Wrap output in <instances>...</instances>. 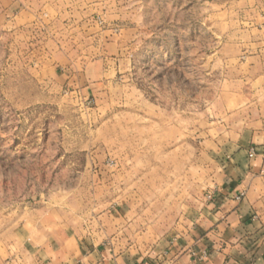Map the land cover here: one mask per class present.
I'll list each match as a JSON object with an SVG mask.
<instances>
[{"label":"rangeland","instance_id":"rangeland-1","mask_svg":"<svg viewBox=\"0 0 264 264\" xmlns=\"http://www.w3.org/2000/svg\"><path fill=\"white\" fill-rule=\"evenodd\" d=\"M19 1L31 16L0 4V264H35L32 236L140 252L187 229L264 90L244 59L264 0Z\"/></svg>","mask_w":264,"mask_h":264},{"label":"crops","instance_id":"crops-1","mask_svg":"<svg viewBox=\"0 0 264 264\" xmlns=\"http://www.w3.org/2000/svg\"><path fill=\"white\" fill-rule=\"evenodd\" d=\"M0 4L15 17L31 16L19 0ZM262 45H249L253 55L244 58L255 68L264 59ZM252 81L264 82V72L257 69ZM252 98L239 133L218 142V182L205 193L187 229L140 252L117 247L114 238L95 244L92 238L73 237L65 245L32 236L27 254L35 264H264V90Z\"/></svg>","mask_w":264,"mask_h":264},{"label":"built area","instance_id":"built-area-1","mask_svg":"<svg viewBox=\"0 0 264 264\" xmlns=\"http://www.w3.org/2000/svg\"><path fill=\"white\" fill-rule=\"evenodd\" d=\"M252 156H253V153H252V152H250V153H249V157H252Z\"/></svg>","mask_w":264,"mask_h":264}]
</instances>
